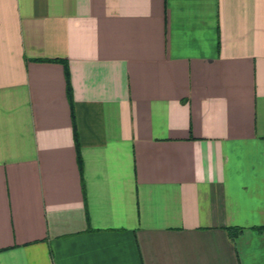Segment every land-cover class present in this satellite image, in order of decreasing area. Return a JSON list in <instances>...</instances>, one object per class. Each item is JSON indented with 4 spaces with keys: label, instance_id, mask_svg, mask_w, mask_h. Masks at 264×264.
I'll list each match as a JSON object with an SVG mask.
<instances>
[{
    "label": "crops",
    "instance_id": "obj_1",
    "mask_svg": "<svg viewBox=\"0 0 264 264\" xmlns=\"http://www.w3.org/2000/svg\"><path fill=\"white\" fill-rule=\"evenodd\" d=\"M0 264H264V0H0Z\"/></svg>",
    "mask_w": 264,
    "mask_h": 264
},
{
    "label": "trees",
    "instance_id": "obj_2",
    "mask_svg": "<svg viewBox=\"0 0 264 264\" xmlns=\"http://www.w3.org/2000/svg\"><path fill=\"white\" fill-rule=\"evenodd\" d=\"M231 235H233V233H230Z\"/></svg>",
    "mask_w": 264,
    "mask_h": 264
}]
</instances>
